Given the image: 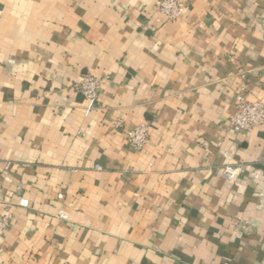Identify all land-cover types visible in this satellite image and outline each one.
<instances>
[{
  "label": "crops",
  "instance_id": "1",
  "mask_svg": "<svg viewBox=\"0 0 264 264\" xmlns=\"http://www.w3.org/2000/svg\"><path fill=\"white\" fill-rule=\"evenodd\" d=\"M160 1L0 0V264H264V0Z\"/></svg>",
  "mask_w": 264,
  "mask_h": 264
},
{
  "label": "built area",
  "instance_id": "2",
  "mask_svg": "<svg viewBox=\"0 0 264 264\" xmlns=\"http://www.w3.org/2000/svg\"><path fill=\"white\" fill-rule=\"evenodd\" d=\"M185 2L182 0H161L158 3V9L163 13L167 20H177L185 9ZM102 78L93 74H87L75 84L87 100V110L89 111L98 103L99 93L102 84ZM236 111L230 119V127L236 131H249L254 127L264 124V101L250 100L244 91H239L236 96ZM129 141L136 147L145 145L148 141V126L141 124L134 127L128 132ZM235 171H228L226 175L233 177ZM21 199L19 204H26ZM61 218H66V213L61 210L59 212ZM12 212L7 209L0 213V237L4 235L13 221Z\"/></svg>",
  "mask_w": 264,
  "mask_h": 264
}]
</instances>
